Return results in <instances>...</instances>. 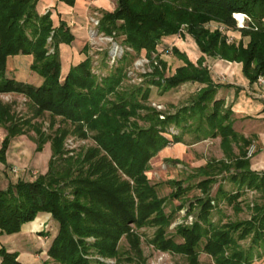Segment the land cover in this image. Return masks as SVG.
Listing matches in <instances>:
<instances>
[{"label":"trees","instance_id":"1","mask_svg":"<svg viewBox=\"0 0 264 264\" xmlns=\"http://www.w3.org/2000/svg\"><path fill=\"white\" fill-rule=\"evenodd\" d=\"M37 1L0 0V93L22 94L34 117L47 112L51 127L55 118L62 124L46 134L31 118L17 116L12 103L0 99V126L7 132L0 146L1 163H6L10 140L29 130L35 133L37 150L50 143L43 176L33 181L19 179L0 189V234L17 233L37 214H49L54 233L46 250L49 260L43 264H107L95 255L121 261L117 245L122 235L129 243L123 260L130 262L132 255L140 256L138 237L130 232V223L156 227L154 246L181 253L192 264L203 238V249L217 264H250L254 253L258 257L264 254V170L251 169V161L245 157L248 140L232 130L231 110L215 98L221 84L213 82L204 64L207 57L236 62L249 83L259 76L264 78V0H115V8L102 13L100 29L119 32L136 54L150 57L162 40L178 32L188 36L199 53L192 62L174 47L184 64L173 75L164 77L156 71L146 87L128 89H119L124 65L118 64L99 80L90 72L87 58L71 66L60 80L59 44L71 43L73 36L64 22L55 25L49 12L40 14ZM233 13L246 14L250 21L237 28ZM211 22L238 31L240 39L228 42L219 29L208 28ZM50 32L52 43L47 42ZM16 55L31 56L29 68L42 78L39 85L7 76V60ZM183 82L202 86L186 104L159 119L158 112L145 104L150 93L147 85L167 91ZM139 121L146 125H139ZM69 133L91 138L94 144L68 156L63 144ZM187 133L193 134L191 142L219 136L230 161L207 163L196 170L195 176L202 179L195 186L205 197L197 199V220L189 227L177 228L183 239L177 243L165 236L170 219L144 172L152 156L169 144L182 142ZM232 141L240 143L237 156L233 155ZM222 171L228 174L231 188L226 191L219 186L210 198V184ZM243 187L255 189L262 198L254 204L251 220L213 225L208 217L212 201L226 199L239 210L236 199ZM177 188L172 196L181 194L180 184ZM250 234L251 247L237 249L234 236L242 239ZM255 247L262 253H252ZM0 264L24 263L17 259V253L1 247Z\"/></svg>","mask_w":264,"mask_h":264},{"label":"rangeland","instance_id":"2","mask_svg":"<svg viewBox=\"0 0 264 264\" xmlns=\"http://www.w3.org/2000/svg\"><path fill=\"white\" fill-rule=\"evenodd\" d=\"M99 1L102 4L99 3L97 6L102 12L113 10L109 0ZM112 1L115 2V0ZM48 12L50 13L46 7L42 14ZM101 17L102 13L91 6L85 14L86 22L82 25L80 24V27L74 26L72 28L74 36L72 35L73 40L71 43L59 44L60 80L63 79L64 74L71 66L87 58L90 72L99 80L119 64L124 65V76L119 89H128L132 86L146 87L147 79L153 76L156 71L162 72L164 77H168L173 75L175 70L184 64L183 60L173 52L174 47L188 57H198L197 48L188 36L183 37L181 35L182 32H178L169 39L162 40L157 52H153L150 57L144 53L136 54L131 47L123 42L124 36L119 34V32L112 30L111 33H106L100 29ZM208 26L210 30L219 29L226 35V39L228 37H232V41L240 39L238 31L227 30L215 22L209 23ZM52 35V32H50L47 42L52 43ZM49 48V52L52 53L53 47L50 46ZM123 57H125L124 61H122ZM31 59V56L25 55L10 57L7 60V76L34 86L39 85L42 78L30 70ZM204 64L206 65L205 62ZM213 76L216 81H227V77L216 70H213ZM147 86L150 89V93L145 104L158 112L159 119H163L166 113H174V111L186 104L190 96L199 90L202 85L195 82H183L167 91H161L153 84H148ZM0 99L6 103H12L17 116L25 119L31 118L32 123L41 126L46 134L52 133L53 129L62 124L59 121L60 118H55V124L51 127L50 116L47 112L39 117H34L28 100L22 94L0 93ZM223 108L226 109L228 107L223 104ZM230 123L232 130L238 136L248 140L245 157L251 160L260 151L258 149L260 145L256 142V133L262 132L264 134V121L258 123L247 120L241 121L231 113ZM138 124L146 125L142 121H139ZM68 126L67 128H69ZM69 130H72L71 126ZM6 133V129L0 126V146ZM192 135L187 133L183 136L182 142L169 144L159 150L149 159L144 172L149 183L155 187L158 197L163 200L162 211L164 215L170 219L165 229V236L173 238L177 243L183 241L182 237L176 233L177 228L179 226L189 227L197 220L199 213L197 199L205 197L201 190L195 186L202 179V177L195 176L196 170L207 163H229L230 161L224 153L219 136L191 142ZM35 137L34 131L29 130L10 140L5 152L6 163L0 162V189H5L9 183L14 184L19 179L25 181L36 180L47 172L50 143L49 141L46 142L40 150H37L34 141ZM262 137L264 139V136ZM93 144L94 142L91 138H81L76 134L69 133L64 140L63 147L67 150V155L70 156ZM238 145L240 146V143L236 144L234 141L231 143L232 152L235 156L239 155ZM252 145L255 148L254 152L248 156V149ZM214 179L215 181L210 184L208 191L210 198L216 195L219 186L228 191L232 185L228 181V174L225 171L216 173ZM178 184H180L182 192L178 196H172L177 191ZM240 193L241 195L236 199L239 210L235 208V203L231 204L226 199L221 198L218 201L216 199L215 202L212 201L213 207L210 209L208 217L213 225L251 220L254 204L262 201L261 194L255 189L247 187H243ZM31 228L32 230L30 231ZM129 228L130 232L138 237L140 256L132 255L133 259L130 262L123 260L127 255L126 252L129 251V243L125 235H122L117 245L121 261L116 258H105L98 255L94 257L107 264H192L189 258L181 253L161 250L154 246L152 239L156 227L145 225L137 227L135 224L130 223ZM53 233V221L50 219L49 214L42 212L37 214L36 218L22 232L13 236L9 235L8 239L11 243L9 245L13 246V248H18L25 255L31 254L32 257L34 255V258L37 259L35 264H43L49 260L46 250ZM91 239L88 238V240ZM234 239L238 245L237 249L244 251L251 247V234L242 239H237L234 236ZM204 242L205 238L201 240L196 250L197 254L194 264H217L214 257L203 249ZM1 247L6 249L4 246ZM254 250L262 253V249H258V247L252 248V253H254ZM6 251L11 252L7 249ZM15 253L17 252L15 251ZM32 264L34 263L32 262ZM250 264H264V254L258 257L254 253Z\"/></svg>","mask_w":264,"mask_h":264},{"label":"crops","instance_id":"3","mask_svg":"<svg viewBox=\"0 0 264 264\" xmlns=\"http://www.w3.org/2000/svg\"><path fill=\"white\" fill-rule=\"evenodd\" d=\"M109 1L111 2L114 9L116 6L115 2H113L112 0ZM99 3H101V1L99 0H70V2H67V0H38L36 4V9L40 14H42L44 9L47 7L50 11V16L54 24L58 25L60 21L64 22L65 26L73 35L72 28L74 26L80 27V24L82 25L86 22L85 14L91 6L103 13L97 6ZM198 57L196 56L195 58H188L192 62H195ZM205 63L213 82L221 84L217 89L215 98L223 100V104L227 106L231 110V113L236 118H239V120H247L252 121L254 123L263 122L264 83L262 85H257L256 82L249 83L247 78L242 74L240 63L227 62L211 57H207ZM213 70L224 74V76L227 77V81H216V79H214L215 77L213 76ZM222 84L225 86H222ZM262 136H264L262 132L256 133V142L259 143L258 145H260L258 147L260 151L250 160L251 169L256 171L264 169V157L262 158V156H264V139ZM29 224L30 223H27V225L24 224L19 232H22L23 229ZM31 230L32 228L30 229V231ZM14 234H10V236H13ZM8 237L9 235L7 234H0V246L6 247V249L11 252L16 251L18 254L17 259L22 263L32 264L33 262L35 264V261H37V259L34 258V255L33 257L31 256V254L25 255L22 253V251H19L18 248L14 247V249L13 246L11 247L9 245L10 242Z\"/></svg>","mask_w":264,"mask_h":264},{"label":"built area","instance_id":"4","mask_svg":"<svg viewBox=\"0 0 264 264\" xmlns=\"http://www.w3.org/2000/svg\"><path fill=\"white\" fill-rule=\"evenodd\" d=\"M232 17L234 18L236 22V27L237 28H244L247 23L250 21L249 17L246 14L243 13H233ZM228 42L232 41V37H228L227 39ZM257 85H262L264 83V78L262 76H259L257 80L255 81ZM254 145L249 147L248 149V156L252 155L254 152Z\"/></svg>","mask_w":264,"mask_h":264}]
</instances>
